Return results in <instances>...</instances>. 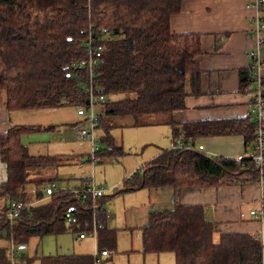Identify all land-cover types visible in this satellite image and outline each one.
<instances>
[{
	"label": "trees",
	"instance_id": "obj_1",
	"mask_svg": "<svg viewBox=\"0 0 264 264\" xmlns=\"http://www.w3.org/2000/svg\"><path fill=\"white\" fill-rule=\"evenodd\" d=\"M183 1L0 0V94L6 97L7 109H88L82 88L87 73L78 64L87 59L84 43L92 36L103 47L94 85L107 98L97 106L94 132L100 130L102 136L95 155L98 162L123 157L125 150L116 144L114 129L149 126L141 120L143 116H170L185 109L189 95L200 94L201 71L196 59L202 54L201 36L176 35L170 29V19L180 12ZM252 72L248 68L240 73L242 92L255 88ZM261 87L264 98V79ZM119 95L125 97L110 99ZM116 119L128 123L117 125L112 122ZM171 124L174 136L190 141L194 148L163 150L125 180L126 191L171 188L179 195L184 190L260 180V171L249 157L256 140L254 117ZM56 128L17 125L0 136V155L8 173L7 182L0 184V240L15 247L25 248L32 237L57 236L68 229L89 233L94 210L104 208V196L77 199L73 192L58 189L47 204L26 208L12 225L5 218L10 202L27 204L24 193L28 185L34 184L39 191L46 183V179L32 178L37 170L59 167L62 162V156L31 155L23 138ZM224 134H242L249 155L240 160L213 157L195 148L197 138ZM2 201H8V206L2 207ZM68 213L72 221L67 228ZM107 221L103 219L104 226L97 233V256L101 259L118 248V230L108 228ZM215 226L201 205L177 203L172 210L153 212L148 226L141 229L144 253H173L176 264H260L262 234L230 231L216 240ZM10 250L0 247V264H14ZM94 257L47 256L37 260L39 264H94Z\"/></svg>",
	"mask_w": 264,
	"mask_h": 264
},
{
	"label": "crops",
	"instance_id": "obj_2",
	"mask_svg": "<svg viewBox=\"0 0 264 264\" xmlns=\"http://www.w3.org/2000/svg\"><path fill=\"white\" fill-rule=\"evenodd\" d=\"M251 1L184 0L180 12L171 17L170 29L173 34H199L201 36L202 54L196 59L200 67L201 77L200 94L189 95L185 100L186 107L184 110L166 116L161 120V123L152 125L164 127L168 138L165 149H172V145L176 140L191 143L190 141L186 142L183 137L174 136L171 122L176 124V126H181L186 123L216 122L230 119L244 120L247 117L253 119L252 97L249 93L242 92L240 88V73L244 69H248L251 64L247 53L251 49H256V44L259 40L256 32L253 31V20L254 16L257 15V11L249 4ZM258 13L264 18V9ZM262 59L264 60V50ZM261 73L264 79V69ZM187 86L190 92V84L188 83ZM27 115L33 114H26L23 111H9L6 106L5 95L3 93L0 94V136L8 133L13 126L17 125L47 126L28 123ZM63 122L66 123L67 120H63ZM55 126H57L55 131L25 136L23 142L33 156H62V162L59 167L40 169L32 175L34 180L46 179L45 184L55 183L57 186L59 172L64 166V161L73 158V153H52L50 150L43 152L36 149L38 145L51 143L54 139L53 135L59 133L60 127L63 125ZM245 141L246 138L242 134H224L223 136L214 137L203 136L197 138L194 143L195 148L198 150L200 146H203L201 152L206 155L240 160L245 159L249 155ZM64 142L67 144L65 138ZM192 146L194 148L193 144ZM165 149H162L160 153ZM32 150L39 153H33ZM7 180V165L2 161L0 155V184L6 183ZM125 180L122 186H120L121 181L113 186L116 188L120 186V188L123 187L125 189ZM80 182H82V179H80ZM45 184L39 191L35 190L34 184L28 185L24 193L27 200V204H25L27 208L42 206L51 200L53 192H46L44 190ZM82 184L83 182L78 186L59 190L72 193L73 190L81 187ZM118 191L119 189L109 199L117 196H123L124 198L121 203L116 202L115 207H118L119 210L116 212L113 207L110 218L107 221L108 228L118 230V248L113 254H105L102 257V264H176L173 253H144L141 233V229L144 227L141 226H145L144 224L148 223L153 212L172 210L177 203L204 206L206 216L216 224V240H218L220 234L230 231L264 233V219H261L259 213L254 215L250 213L252 210L257 212L262 210L264 180L248 182L247 184H224V186L218 188H207L204 190H184L179 195H176L171 188L151 190L137 188L117 193ZM57 192L58 188L54 193ZM103 199H105L104 208L106 210L108 208L106 207L105 194ZM42 201L44 203H41ZM8 204V201L1 202L2 207H7ZM121 216L126 224L125 227H118L117 225L120 223ZM66 223L68 228L70 222L67 221ZM111 223H115V225L111 226ZM67 232H71V230L68 229L60 235L67 234ZM73 234H78L76 242L79 244L90 238L80 239L79 233ZM94 242L97 249V240H94ZM75 254L91 256L92 252Z\"/></svg>",
	"mask_w": 264,
	"mask_h": 264
},
{
	"label": "rangeland",
	"instance_id": "obj_3",
	"mask_svg": "<svg viewBox=\"0 0 264 264\" xmlns=\"http://www.w3.org/2000/svg\"><path fill=\"white\" fill-rule=\"evenodd\" d=\"M125 95L113 96L110 99L113 101L121 100ZM99 107L96 108V112ZM29 119L28 123H37L42 125H63L60 127L59 133L53 135L51 143L38 145L36 149L39 151L52 153H70L74 155L73 158L64 161V166L59 172V179L57 181V188L62 190L66 187H74L80 185L84 179L93 178L96 186L103 189L106 196L107 215L110 218L113 207L118 212V207H115L116 202L121 203L123 196H113L117 189L121 190L124 179L136 173L143 165L155 158L162 149L167 147V135L163 126H152L161 123L164 115L159 116H143L142 121L148 122L151 127H124L117 128L113 131V136L116 143L121 146L123 144L125 155L118 158H104L99 162H92L89 155L93 154V144L90 141L80 140L77 131L80 127L85 129L90 128V124L77 115V108L73 106H64L55 109H43L36 111H23ZM153 118V119H152ZM34 119V120H32ZM63 120H67L66 123ZM117 125L128 123L125 119H116L112 121ZM30 125V124H29ZM102 131L97 130L94 133L96 141L100 140ZM67 140V144L64 142ZM101 146V143L98 142ZM33 153H39L32 150ZM126 177V178H125ZM82 179V182H80ZM120 182L119 188L113 185ZM116 188V190H115ZM146 192V191H143ZM131 196V195H128ZM41 203H44L42 201ZM149 223V221H148ZM145 226L141 227H147ZM114 226V224H110ZM118 227H125V222L120 217ZM78 234H73V231L67 232L63 235H50L45 237H32L25 248L15 247L17 257L14 264H39L37 258L47 256H67V255H81L75 253L92 252L96 254L97 249L93 238H88L82 243H77L76 238ZM11 242L0 240V247L12 248Z\"/></svg>",
	"mask_w": 264,
	"mask_h": 264
},
{
	"label": "built area",
	"instance_id": "obj_4",
	"mask_svg": "<svg viewBox=\"0 0 264 264\" xmlns=\"http://www.w3.org/2000/svg\"><path fill=\"white\" fill-rule=\"evenodd\" d=\"M253 9L255 8L257 11V15L254 16V32L258 36V43L256 44V49H251L248 51L247 55L251 60L250 67L252 69L253 77L255 80V88L250 90L248 93L252 97L251 108L254 117L255 123V142L254 149L249 155L257 165L260 171V181L264 180V101L262 96V80L263 76L261 71L264 69V60L262 59V52L264 50V18L258 13L260 10L264 9V0H252L249 3ZM84 47L88 51V57L84 62L78 64V68L80 70H86V78L88 79L84 85L83 90L87 94V104L88 109L85 107H81L78 109V115L86 118L87 122L90 124L89 129H85L80 127L77 131L78 137L80 140L90 141L93 144V154L91 155L92 162H98V158L95 155V151L98 149V143L94 137V130L96 124L98 122V115L96 113V107L107 102L106 96L101 92L100 89L94 85V71L100 64V58L102 55L103 47L98 43V40L93 38L92 36L84 43ZM193 148L191 143H184L179 140H176L172 145V149L181 150V149H191ZM203 150V146L199 147V151ZM44 190L46 192H56L57 186L55 183H47L44 186ZM77 199H98L104 196V191L101 188L96 186L94 179L86 178L83 181L81 187L72 191ZM27 208V206L22 201H12L8 206V211L6 213L5 218L12 225L17 219H19L22 215V212ZM264 199H262V210L257 212L256 210L250 211L251 214H258L261 216V219L264 218ZM67 220L69 222L72 221V216L70 213L67 215ZM93 230L89 233H83L79 235L80 239H84L86 237L93 238L97 240L98 230L102 229L104 226L103 219H108L109 216L105 208L102 206L98 209H95L93 212ZM262 244L264 247V233L261 236ZM12 248L10 250V258L14 263L17 257V251L14 247V244L11 245ZM264 250V249H263ZM103 260L97 256V253L94 257V264H102ZM260 264H264V254Z\"/></svg>",
	"mask_w": 264,
	"mask_h": 264
},
{
	"label": "water",
	"instance_id": "obj_5",
	"mask_svg": "<svg viewBox=\"0 0 264 264\" xmlns=\"http://www.w3.org/2000/svg\"><path fill=\"white\" fill-rule=\"evenodd\" d=\"M124 191H126V189H121V190H119L117 193H122V192H124Z\"/></svg>",
	"mask_w": 264,
	"mask_h": 264
}]
</instances>
